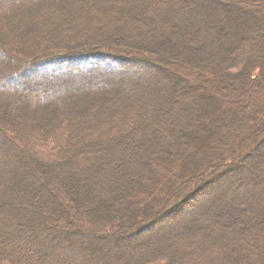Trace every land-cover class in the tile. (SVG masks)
<instances>
[{"label":"trees","instance_id":"1","mask_svg":"<svg viewBox=\"0 0 264 264\" xmlns=\"http://www.w3.org/2000/svg\"><path fill=\"white\" fill-rule=\"evenodd\" d=\"M0 29V264H264V0H0ZM48 53L160 75L26 88Z\"/></svg>","mask_w":264,"mask_h":264},{"label":"rangeland","instance_id":"2","mask_svg":"<svg viewBox=\"0 0 264 264\" xmlns=\"http://www.w3.org/2000/svg\"><path fill=\"white\" fill-rule=\"evenodd\" d=\"M10 25H8L6 27L3 26L5 28L2 29V31L11 30L12 28L10 27ZM7 27H9V29H6ZM71 35L75 39L81 38V39H84V40H88L89 38L92 40L93 38L96 37V36L93 37L91 35L86 37L84 35L85 37L82 38L80 35L79 36L75 35V34H71ZM54 37H53L54 42L50 43L51 45L48 48L52 49L53 48L52 45L55 43V41L56 42H63L65 40L64 36H62L60 34L55 35ZM90 39H89V41H90ZM95 40H97V39H95ZM65 41L69 42V43H72V41L74 43H78L77 40L76 41L75 40H70V41L65 40ZM96 44H98V43H96ZM50 56H51V54L48 53V54H45L44 56H41V57L32 58V59L28 60L25 63L24 66H22L21 68L19 67L21 71H24V73L22 74V78L21 79L23 81H25V84L27 86L26 88L29 87L28 89H30V88L39 89V87L42 88L43 86H47L48 88H53V86H55L57 84H60V83H62L64 81H75V82L79 83L81 86H86V85H88L91 82V80H94V79H92L93 76H90V75L100 76V79H101L102 83H103L102 79H106L107 80L108 76H112L113 75V76H116V77H118L120 79H124L125 78L127 81H133V82L136 81V83H138V82L140 83L141 82V84L143 83L145 85H148V81L146 79V76H148L147 74L155 76V77H158V78H159V75H160V73L158 71L155 73V72H153V70H144V69L142 71H139V72H136V73H132L133 70L132 71L129 70L130 73L129 72L121 73L119 71H116L117 69L116 70L115 69H112V70L111 69H106V70H104V69H101L99 67H97V68H95L93 70H90V71H86L87 65L86 66H81V65H83V63H81V64L80 63H75V64L71 63V64L59 65L58 62L50 61V59H52ZM101 64L103 65V63H101ZM121 64H124V63H121ZM102 65H100V67ZM124 65H126V64H124ZM26 66H28V69L26 68ZM105 66L111 67V65H105ZM71 67H73L72 70L70 69ZM119 69H125V71H126V68H122L121 67ZM57 70H59V72H56V75L54 76L53 73L55 71H57ZM64 72H65V74H63V75L60 74V73H64ZM79 84H77V85H79ZM17 86H18L17 89L19 90L20 84H17ZM19 92L26 93V90L24 91V90L20 89ZM27 95L25 97H27ZM28 109H29L28 113H30L31 112L30 107ZM30 122H31V120H28V123H30ZM18 128L26 129L27 125L19 126ZM226 135H227V137H224V141L228 140V139H230L232 137L231 133H229V132L227 134H225L224 136H226ZM28 136H30L34 140H37L36 141V145L31 150H35L36 151V150L41 149V150L45 151L47 149L44 146H42V145H44V144H42L43 141L41 142V144L39 146V139H41L43 137H33L31 135H28ZM128 143L131 144L132 141H129ZM110 155H112V156L109 159V162H110V164H113V167H117L119 164L122 165L123 167L124 166L128 167V166H130L133 163V160L130 158V153L129 152H124L123 151L121 153L120 152L116 153V152L112 151V153ZM231 155L232 154L229 155L228 159H230ZM263 158H264V156H263ZM119 168H116V169H119ZM122 169L123 168H120L119 170H117L116 173L121 172ZM254 171H255V169H254ZM196 208L197 207H195V209ZM198 209L199 208H197V210Z\"/></svg>","mask_w":264,"mask_h":264},{"label":"bare ground","instance_id":"3","mask_svg":"<svg viewBox=\"0 0 264 264\" xmlns=\"http://www.w3.org/2000/svg\"><path fill=\"white\" fill-rule=\"evenodd\" d=\"M71 63H74V64H75V63H77V62H76L75 60H73V61L70 62V64H71ZM56 72H59V70H57V71H55V72L53 73L54 76L56 75ZM60 74L63 75V73H60ZM24 84H25V83H24ZM25 86H26V84H25ZM26 87H27V86H26Z\"/></svg>","mask_w":264,"mask_h":264}]
</instances>
